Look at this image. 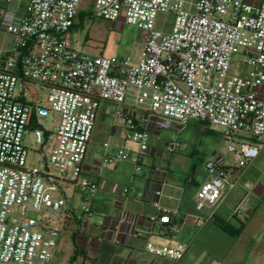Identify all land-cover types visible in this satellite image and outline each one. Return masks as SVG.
Segmentation results:
<instances>
[{"label":"built area","instance_id":"obj_1","mask_svg":"<svg viewBox=\"0 0 264 264\" xmlns=\"http://www.w3.org/2000/svg\"><path fill=\"white\" fill-rule=\"evenodd\" d=\"M10 1L0 0V32L13 36L7 48L0 47V264H51L67 220L81 229L94 216L91 204L100 185L81 174L101 100L115 104L112 117L124 122L125 140L136 150L129 156L121 143L115 153L102 155L100 165L128 159L134 174L142 171L151 127L177 133L199 121L224 128L234 164L220 155L207 158L206 177L195 194L196 211L211 207L200 221L212 219L237 183L233 172L244 170L264 147V0H93L92 16L109 22L122 18L145 32L136 62L72 45L82 0H18L17 10L4 5ZM169 13L173 23L166 30ZM240 49L248 70L229 74ZM29 83L44 91L43 102L37 92L25 98ZM49 112L55 143L43 163L30 164L24 134L32 123L34 143L41 145ZM179 145L173 136L169 153ZM165 172L155 166L144 189L122 184L116 195L122 199L132 192L154 207L151 222L168 223L158 202L161 188L154 185L164 182ZM59 181L77 186L82 204L76 212L58 191ZM249 200L245 194L234 205L235 219L246 217ZM123 221L120 217L116 227ZM104 224V218L97 220ZM146 248L174 262L187 245L155 247L148 241Z\"/></svg>","mask_w":264,"mask_h":264},{"label":"crops","instance_id":"obj_2","mask_svg":"<svg viewBox=\"0 0 264 264\" xmlns=\"http://www.w3.org/2000/svg\"><path fill=\"white\" fill-rule=\"evenodd\" d=\"M108 24L110 29L117 30L127 25L119 20L108 21ZM131 28L133 33L141 36L139 42L142 50L145 32L133 26ZM130 102V98L127 99L126 107L130 106ZM32 127L31 123L27 131L32 133ZM188 127L177 133L169 129L158 130L151 127L149 149L143 158L142 171L138 174L133 173L128 159H116L100 165L102 155L115 153L118 146L110 149L105 142L100 152L91 153L88 142L81 176L95 180L100 185V190L91 204L94 216L81 229L70 217L64 231L58 237V242H61L62 246L71 243L78 253L84 255V261L89 260L92 264L97 258L105 264H264V220L257 219L260 210L264 208V191L261 189L253 191L249 188L251 180L246 177L244 183L239 184L237 177L235 187L216 208L214 217L200 221L199 217L208 215L211 210L210 206H205L200 211L195 209V194L205 180L204 163L207 158L203 161L202 167L187 163L188 155L195 152L194 148L186 153L182 149L181 134ZM48 134V131L44 134L43 142L49 139ZM92 136L93 131L91 138ZM173 136H177L180 145L174 153H169L167 147ZM55 139L54 136L47 147V152L54 145ZM131 143V146L124 143L129 156L136 150V144ZM155 166L166 170L164 182H155L154 185L161 188L158 202L169 214L168 223L151 222L150 216L155 213L154 207L135 198L132 192L122 199L118 198L115 192L122 184H130L138 190L144 189L152 177ZM60 182L75 187L69 197L64 190H60V193L67 199L70 208L76 212L78 209L76 203L82 200L77 186L67 181ZM245 194H250L249 212L244 219H235L232 208ZM120 217H123L124 221L116 227ZM99 218L105 219L103 226L97 225ZM238 222H243V226L236 235H232L221 226L227 224L229 228H237ZM148 241L155 247L174 246L181 242L186 244L187 248L183 256L173 262L166 256L148 252L146 248ZM57 246L54 248V255L60 250Z\"/></svg>","mask_w":264,"mask_h":264},{"label":"rangeland","instance_id":"obj_3","mask_svg":"<svg viewBox=\"0 0 264 264\" xmlns=\"http://www.w3.org/2000/svg\"><path fill=\"white\" fill-rule=\"evenodd\" d=\"M92 1H81L75 25L71 32L74 41L72 45L91 53L102 52L115 58L129 57L132 62L138 61L141 53V44L139 42L141 36L133 33V29L129 25H125L123 29H110L108 21L92 16ZM4 5L7 8L15 10L22 6L18 0H11ZM163 16V13L159 14V17ZM167 19L168 22L165 25V29L170 30L173 23L172 13L167 15ZM119 21L123 22V19L119 18ZM12 40V35L0 32L1 48H7ZM245 60L246 54L240 49L231 59L229 74L244 75L248 70L247 65L244 63ZM27 86L24 89L25 98H30L31 92H37L39 93V99L43 102L44 91L41 87L33 83H29ZM20 91L21 82L18 81L15 85V92L18 93ZM114 110L115 104L113 102L107 100L100 101L93 128V136L91 141H89V152H100L105 142L110 146V149L116 148L119 143H126L128 146L132 145L131 142L125 140L126 127L124 122L120 119H113L112 113ZM43 126L49 132V139L43 142L42 147L40 144L34 143L31 132L26 131L24 134L23 143L27 149V162L30 164H37L38 161L43 163L45 161L47 147L50 145L52 138H54L56 131L52 113L49 112L44 118ZM187 126L189 127L181 134V138L183 137L182 149L185 153L193 148L195 150L193 155H188L186 159L187 163L202 167V163L206 158L220 155L226 164H234L233 154L227 147L229 138L224 135V128L197 121H191ZM206 129H208L207 132H205ZM245 169H247L246 172H244ZM245 169L233 172L238 177V183H244V178L246 177L251 180L249 188H252L253 191L257 189L264 191V147L259 150L257 156L252 159ZM57 187H59L58 191L64 190L67 197L72 194L75 188L73 185H67L60 181L57 183ZM55 193L59 194L57 191ZM76 204L79 208L82 202L79 201ZM14 213L17 216L20 214L18 209H15ZM259 213L257 219L264 220V208ZM27 214L33 215V212L28 210ZM57 247L60 250L53 256L51 264H92L89 260L84 261V255L78 253L71 243L62 246L61 242H58ZM93 264L105 263L100 258H97Z\"/></svg>","mask_w":264,"mask_h":264},{"label":"trees","instance_id":"obj_4","mask_svg":"<svg viewBox=\"0 0 264 264\" xmlns=\"http://www.w3.org/2000/svg\"><path fill=\"white\" fill-rule=\"evenodd\" d=\"M197 122H199V121H197ZM207 131H208V129H206L205 132H207ZM221 226L223 229L228 230L232 235H236L239 232V230L241 229V227L243 226V222H238L237 228H229L227 224H221Z\"/></svg>","mask_w":264,"mask_h":264}]
</instances>
